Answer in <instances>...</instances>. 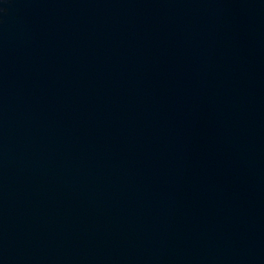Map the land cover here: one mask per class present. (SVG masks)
Listing matches in <instances>:
<instances>
[{
    "label": "water",
    "instance_id": "95a60500",
    "mask_svg": "<svg viewBox=\"0 0 264 264\" xmlns=\"http://www.w3.org/2000/svg\"><path fill=\"white\" fill-rule=\"evenodd\" d=\"M0 264H264V0H0Z\"/></svg>",
    "mask_w": 264,
    "mask_h": 264
}]
</instances>
